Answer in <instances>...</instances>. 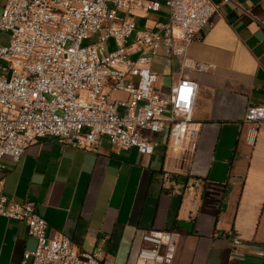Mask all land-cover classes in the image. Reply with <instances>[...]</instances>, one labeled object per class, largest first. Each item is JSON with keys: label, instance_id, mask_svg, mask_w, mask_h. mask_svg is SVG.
<instances>
[{"label": "crops", "instance_id": "crops-1", "mask_svg": "<svg viewBox=\"0 0 264 264\" xmlns=\"http://www.w3.org/2000/svg\"><path fill=\"white\" fill-rule=\"evenodd\" d=\"M212 1L220 8L187 53L209 67L181 71L166 53L150 63L164 68L167 77L151 68L163 93L181 75L197 83L193 149L165 131L152 135L148 155L116 154L106 138L88 152L43 137L19 161L4 158L3 193L34 201L49 236H67L77 252L100 248L106 264H135L145 230H175L172 264H264V122L245 118L248 107L264 105V0ZM155 15L167 21V7ZM136 20L140 29L157 21ZM234 238L242 241L236 254ZM35 245L25 222L0 215V264H22Z\"/></svg>", "mask_w": 264, "mask_h": 264}, {"label": "built area", "instance_id": "built-area-1", "mask_svg": "<svg viewBox=\"0 0 264 264\" xmlns=\"http://www.w3.org/2000/svg\"><path fill=\"white\" fill-rule=\"evenodd\" d=\"M0 5V32L9 33L0 39V171L4 158L19 161L43 137L88 152H98L106 138L116 154L137 148L148 155L157 145L152 135L166 131L179 148L193 149L197 83L181 75L163 93L149 65L166 53L179 59L181 71L207 69L188 57V48L220 5L212 0H0ZM163 6L167 21L138 27V12H161ZM245 118L264 122V105L248 107ZM172 180L171 172L163 173L164 184ZM0 215L25 222L36 239L22 264H106L100 248L77 252L67 236H49L37 204L10 199L2 183ZM180 238L175 230H145L135 264H172ZM241 243L233 239V254Z\"/></svg>", "mask_w": 264, "mask_h": 264}, {"label": "rangeland", "instance_id": "rangeland-1", "mask_svg": "<svg viewBox=\"0 0 264 264\" xmlns=\"http://www.w3.org/2000/svg\"><path fill=\"white\" fill-rule=\"evenodd\" d=\"M1 11H2V6L0 5V14H1ZM120 16H125V14L123 13H119ZM138 15L139 17H147V18H155L156 20H159V16L155 15V13H152V12H138ZM144 27V26H143ZM9 33L8 32H0V39L6 37ZM96 38L90 40L89 42L88 41H85V44L87 43H92L93 41H95ZM109 47L110 49L112 50L114 48V40L111 39L109 40ZM150 68H152V70L156 71L157 73L160 74V76L162 77H167V75L165 74L164 72V68L161 64H159L157 61L153 62L151 65H149ZM114 95L116 97H122V95L120 93H114Z\"/></svg>", "mask_w": 264, "mask_h": 264}]
</instances>
